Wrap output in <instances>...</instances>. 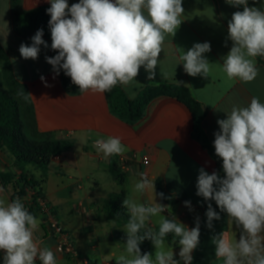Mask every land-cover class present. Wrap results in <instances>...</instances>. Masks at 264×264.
I'll return each instance as SVG.
<instances>
[{"label":"crops","instance_id":"0c3cea01","mask_svg":"<svg viewBox=\"0 0 264 264\" xmlns=\"http://www.w3.org/2000/svg\"><path fill=\"white\" fill-rule=\"evenodd\" d=\"M79 0H68L69 6ZM50 5L49 0H0V45L12 67L10 87H3L19 101L25 130L29 132L31 120L41 134L54 135L58 140H69L74 146L52 159L47 167H28L46 201L57 213L63 229L69 233L80 250L86 264H115V256L126 254L125 224L110 220L104 211V202L112 194H124L139 203H156L166 206L161 213L165 218L185 225L188 229L200 226L197 248L192 252V264H222L215 258L212 237L223 231L230 240L239 239V229L229 224L227 214L220 212L214 200L205 201L197 193L199 170L209 174L216 172L224 177L220 169V158L215 155L214 133L219 131L217 120L226 119L233 105L247 106L253 96L264 103V57H256L259 74L250 83L239 79L228 80L221 71L223 57L232 47L228 40V22L236 6L226 0H182L184 8L182 23L174 37L167 36L159 56L154 80L147 79L148 73L141 67L137 82L129 86L136 95L130 98L129 90H123L130 99H136L149 87L175 85L188 89L206 116L202 131L207 144L195 131V121L189 106L173 93L152 98L146 105L144 116L128 123L114 114L110 108L107 92L82 93L66 88L61 74L53 72L45 57H52L51 39L43 35L48 44L40 46L36 60L23 59L19 53L22 43L31 45L38 30L24 31L16 22L18 11H28ZM249 7L264 8V0H248ZM208 42L211 51L205 57L212 65L210 76L192 77L179 64L176 48L185 52L195 43ZM227 42V46L225 43ZM43 77V79H41ZM23 92L24 95H17ZM27 97V98H25ZM119 137L127 151L107 159L93 146L98 138ZM130 159L121 167L119 157ZM149 158V163L143 162ZM117 160L123 180H116L110 172V161ZM12 172L15 180L20 170L15 167L14 157L0 150V173ZM38 173V175H37ZM145 173L154 183V190L143 193L135 191V184ZM172 202L164 201L157 192V183ZM0 198L12 201L11 186L5 187ZM27 199V197H26ZM190 202L186 206L185 202ZM211 203L220 214L219 220L207 227L206 211ZM40 224L34 230L33 239L40 248L47 247L56 256L57 264H75L61 253L59 239L43 224L40 213L36 215ZM159 216L151 218L149 227L159 228ZM59 249V251H57ZM165 249H172L174 259L184 264L179 257L178 241L165 239ZM155 247L149 240V253L155 255ZM36 264H41L37 259Z\"/></svg>","mask_w":264,"mask_h":264},{"label":"clouds","instance_id":"9594fccd","mask_svg":"<svg viewBox=\"0 0 264 264\" xmlns=\"http://www.w3.org/2000/svg\"><path fill=\"white\" fill-rule=\"evenodd\" d=\"M49 28L54 57H45L58 76L63 70L82 93H105L119 86L129 88L141 67L154 80L159 56L167 36L174 37L182 23V0H79L69 6L68 0H49ZM230 5L243 6L228 22V40L232 47L220 65L228 80L250 83L259 69L256 57H264V8L249 7L248 0H226ZM43 30L31 38V45L22 43L19 53L25 60H36ZM227 46V42L225 43ZM180 63L189 76H210L212 65L205 57L210 43H195L186 52L176 48ZM43 79V77H41ZM17 95L23 96L20 92ZM27 98V97H25ZM226 119L217 120L214 133L215 155L222 160L224 177L209 174L203 168L197 179V195L205 201L214 200L220 212L227 214L228 223L239 229V239L230 240L222 232L212 237L215 258L222 264H264V103L253 96L247 106L233 105ZM105 159L127 151L119 137L98 138L93 145ZM38 175V173H37ZM135 184V191L154 190V183L145 173ZM4 189L0 187V193ZM163 197V193L159 194ZM190 206V202H185ZM128 220L123 230L127 240L126 254L115 256V264H179L172 249H165L168 234L178 237L179 257L192 264L197 248L200 226L188 229L175 218L161 213L166 206L139 203L129 197L122 201ZM159 216V228L149 227L152 217ZM207 227L219 220L220 214L209 203ZM40 220L29 212L21 198L12 201L0 198V252L3 264H57L52 250L40 248L33 239ZM151 240L155 255L141 253L140 244ZM59 251V249H57Z\"/></svg>","mask_w":264,"mask_h":264},{"label":"trees","instance_id":"16d2710c","mask_svg":"<svg viewBox=\"0 0 264 264\" xmlns=\"http://www.w3.org/2000/svg\"><path fill=\"white\" fill-rule=\"evenodd\" d=\"M50 5L40 6L28 11H18L16 13V22L20 28L26 32L33 30H43V35L51 39V32L49 28L50 15L47 9ZM238 11L243 10V6L236 7ZM57 55L53 50L52 57ZM0 61L4 62L9 72V80L12 82V67L8 60L6 53L0 45ZM62 81L66 88L70 91L77 92L79 88L71 82V78L66 76L63 70L60 71ZM1 83V76H0ZM165 93L175 94L181 101L185 102L194 117L195 131L201 137L205 144H207L206 136L202 131V123L206 116L205 110L201 105L194 100L190 91L184 87L175 85H164L159 87H149L145 89L138 98L130 99L122 86H117L112 91L107 92L108 102L114 114L125 122L133 123L140 120L144 116L145 108L148 102L157 96ZM25 125L22 119L21 107L19 101L12 93L5 90L0 85V150L10 153L15 160V167L20 170L18 179L15 180V175L12 172L0 173V181L2 184L13 187L11 199L21 198L25 207L34 216L40 213V206L38 198L45 199L43 192L40 188V183L31 175L28 167L36 165L40 167H47L53 158L61 155L62 153L70 150L74 144L69 140H35L31 139L25 133ZM40 135L45 136L46 134ZM220 169H222V160L220 159ZM110 172L113 177L118 180H123V175L120 172L117 160L115 158L110 161ZM224 175V173H223ZM19 187V188H18ZM19 190V192H17ZM33 190L32 201H26V191ZM158 194L163 193L160 197L166 202H172L170 198L161 189L160 183H157ZM124 194H112L104 202V211L107 217L116 222L117 224H126L128 220L127 210L122 207ZM155 231H158L155 230ZM165 239H172L178 241V237L173 234H168ZM141 253H149V240H145L140 244ZM3 253L0 252V264L2 261Z\"/></svg>","mask_w":264,"mask_h":264},{"label":"built area","instance_id":"2783aa9c","mask_svg":"<svg viewBox=\"0 0 264 264\" xmlns=\"http://www.w3.org/2000/svg\"><path fill=\"white\" fill-rule=\"evenodd\" d=\"M118 161L121 164V167H125L130 159L121 156ZM143 162L148 164L149 158L143 157ZM27 192L32 201V195L34 194L33 190H27ZM37 200L40 206V214L42 216L43 224L52 234L58 237L61 253L70 257L75 264H86L87 260L82 257L80 250L76 247L69 233L63 229L61 221L53 207L46 201V199L39 197Z\"/></svg>","mask_w":264,"mask_h":264},{"label":"rangeland","instance_id":"374dc122","mask_svg":"<svg viewBox=\"0 0 264 264\" xmlns=\"http://www.w3.org/2000/svg\"><path fill=\"white\" fill-rule=\"evenodd\" d=\"M5 64L4 62L0 61V76H1V83L0 85L2 87H10L9 85H11L10 80H9V72L6 68H4ZM28 129L29 132L27 133V131L25 130V133L27 134V136H29L31 139H35V140H58L54 135H48L46 134L45 136L40 135L39 132L34 128V124L31 120H29L28 123ZM12 187V186H11ZM13 188V187H12ZM19 188V187H18ZM19 192V190L17 191ZM13 193V191H12ZM26 197L29 203L31 202V197H29V193L26 191Z\"/></svg>","mask_w":264,"mask_h":264}]
</instances>
